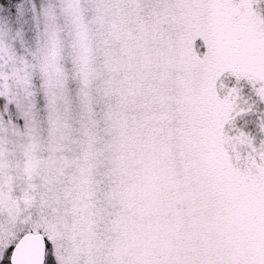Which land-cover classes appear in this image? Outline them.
<instances>
[{
  "label": "snow or ice",
  "instance_id": "obj_1",
  "mask_svg": "<svg viewBox=\"0 0 264 264\" xmlns=\"http://www.w3.org/2000/svg\"><path fill=\"white\" fill-rule=\"evenodd\" d=\"M0 264H264V0H0Z\"/></svg>",
  "mask_w": 264,
  "mask_h": 264
}]
</instances>
